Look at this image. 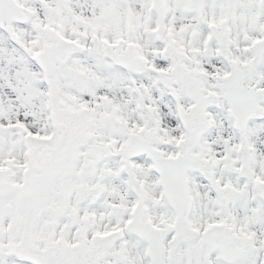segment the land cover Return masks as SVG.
I'll use <instances>...</instances> for the list:
<instances>
[{
    "label": "snow or ice",
    "instance_id": "obj_1",
    "mask_svg": "<svg viewBox=\"0 0 264 264\" xmlns=\"http://www.w3.org/2000/svg\"><path fill=\"white\" fill-rule=\"evenodd\" d=\"M0 264H264V0H0Z\"/></svg>",
    "mask_w": 264,
    "mask_h": 264
}]
</instances>
